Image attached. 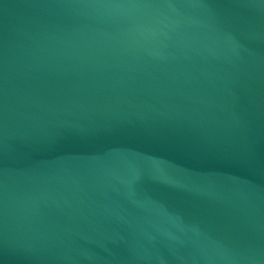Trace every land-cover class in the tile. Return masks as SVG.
Masks as SVG:
<instances>
[{"label":"water","instance_id":"1","mask_svg":"<svg viewBox=\"0 0 264 264\" xmlns=\"http://www.w3.org/2000/svg\"><path fill=\"white\" fill-rule=\"evenodd\" d=\"M0 264H264V0H0Z\"/></svg>","mask_w":264,"mask_h":264}]
</instances>
